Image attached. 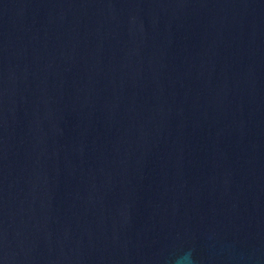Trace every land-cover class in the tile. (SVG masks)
<instances>
[{
    "label": "water",
    "instance_id": "obj_1",
    "mask_svg": "<svg viewBox=\"0 0 264 264\" xmlns=\"http://www.w3.org/2000/svg\"><path fill=\"white\" fill-rule=\"evenodd\" d=\"M0 264H264V0H0Z\"/></svg>",
    "mask_w": 264,
    "mask_h": 264
}]
</instances>
